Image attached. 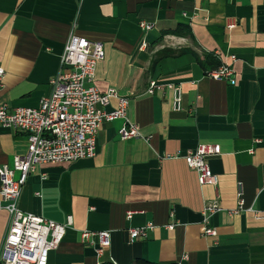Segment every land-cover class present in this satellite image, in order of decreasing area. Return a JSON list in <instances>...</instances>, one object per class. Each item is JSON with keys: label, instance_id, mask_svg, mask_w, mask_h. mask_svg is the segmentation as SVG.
<instances>
[{"label": "crops", "instance_id": "1", "mask_svg": "<svg viewBox=\"0 0 264 264\" xmlns=\"http://www.w3.org/2000/svg\"><path fill=\"white\" fill-rule=\"evenodd\" d=\"M181 26L185 35L166 32ZM72 32L103 43L94 84L128 100L127 120L101 124L93 157L41 164L29 175L23 211L73 218L47 264H264V0H0L1 96L10 110L38 107L50 94ZM163 49L183 52L153 65ZM206 53L230 65L235 82L205 74L196 56ZM153 80L161 88L149 93ZM171 84L182 88V110L173 109ZM118 103L112 97L103 108ZM125 122L140 136L121 139ZM199 144L220 147L208 158L217 185L199 183L184 159ZM26 151V133L0 124V165ZM215 198L213 238L202 229ZM4 206L0 193V244ZM146 223L147 237L131 240L129 229ZM85 230L110 233L102 255L96 236L82 241Z\"/></svg>", "mask_w": 264, "mask_h": 264}, {"label": "built area", "instance_id": "2", "mask_svg": "<svg viewBox=\"0 0 264 264\" xmlns=\"http://www.w3.org/2000/svg\"><path fill=\"white\" fill-rule=\"evenodd\" d=\"M143 30H151L153 24L140 22ZM234 23H229L231 28ZM104 57V46L100 41H92L72 32L61 55V70L51 79V92L41 98L38 107H16L9 109L2 100L1 88L5 70L0 67V124L27 135V151L13 157L12 164L0 165L1 196L8 213V222L0 244V264H47L49 253L56 249L73 224L71 215L66 222L58 223L20 207L23 187L38 165L45 163H69L78 159L93 157L96 153V139L101 124L116 118L125 119L128 105L126 98L118 97L117 91L110 88L100 91L94 84L97 63ZM234 57V56H233ZM219 80L235 82L234 70L228 64L207 73ZM161 86L151 81L148 92L153 93ZM172 90V104L175 111L182 110V88L169 85ZM112 97L119 99L118 106L112 111L103 107ZM127 119H125L126 121ZM139 126L125 122L119 129L121 139L140 136ZM220 154V147L212 144H199L189 151L184 159L196 171L201 184L217 185L218 176L213 174L208 158ZM18 173V176H15ZM45 175H43V178ZM242 191H239V197ZM243 201L240 199L239 208ZM218 200L208 201L205 206L203 233L216 238L217 231L207 225L208 214L219 209ZM133 211H127L131 218ZM172 227V225H169ZM153 223L131 227V240L145 239ZM98 238L96 252L102 255L110 245L108 231H82L83 242L92 244V237Z\"/></svg>", "mask_w": 264, "mask_h": 264}, {"label": "trees", "instance_id": "3", "mask_svg": "<svg viewBox=\"0 0 264 264\" xmlns=\"http://www.w3.org/2000/svg\"><path fill=\"white\" fill-rule=\"evenodd\" d=\"M187 30V27H177L175 29H171V30H168L166 32H171L173 34H177V35H185L188 31ZM179 52H183V50L179 51V50H173V49H163L161 51H159L157 53V59L155 58L153 61H152V64L154 65V63L159 59V58H162V57H165V56H170V55H175V54H178ZM196 60L197 62L199 63L200 67L202 68V70L204 71L205 74H207L208 72L212 71V70H215L217 69L220 65H221V61L215 57L213 54L211 53H206L204 54L203 56H199L197 55L196 56ZM140 264H152V263H145L143 261H140L139 262ZM102 264H113L112 262L110 261H105L103 262Z\"/></svg>", "mask_w": 264, "mask_h": 264}]
</instances>
